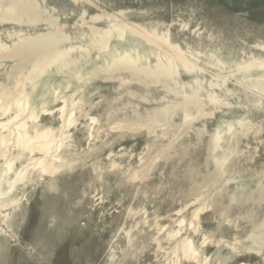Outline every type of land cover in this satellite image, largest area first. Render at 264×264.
Wrapping results in <instances>:
<instances>
[{
    "label": "rangeland",
    "instance_id": "374dc122",
    "mask_svg": "<svg viewBox=\"0 0 264 264\" xmlns=\"http://www.w3.org/2000/svg\"><path fill=\"white\" fill-rule=\"evenodd\" d=\"M0 149V264H264V0H0Z\"/></svg>",
    "mask_w": 264,
    "mask_h": 264
},
{
    "label": "bare ground",
    "instance_id": "6f19581e",
    "mask_svg": "<svg viewBox=\"0 0 264 264\" xmlns=\"http://www.w3.org/2000/svg\"><path fill=\"white\" fill-rule=\"evenodd\" d=\"M4 126H6V125H4ZM20 126V125H19ZM13 132V131H12ZM26 132V131H25ZM14 133H16L15 131H14ZM25 134V133H24ZM3 136V135H2ZM18 140L20 139V138H22V135L20 134V133H18ZM47 136V135H46ZM45 136V137H46ZM12 137V136H11ZM15 138V137H14ZM36 138V137H35ZM37 138H39V137H37ZM23 139V138H22ZM22 139H20L18 142H21V140ZM25 139V138H24ZM27 139V138H26ZM28 140V139H27ZM45 140V139H44ZM1 141H2V139H1ZM23 141V140H22ZM34 141V140H33ZM47 141V140H46ZM45 141V142H46ZM51 141V140H50ZM17 142V143H18ZM2 143V142H1ZM54 143V142H53ZM53 143H50V144H53ZM3 144V143H2ZM21 144H23V142L21 143ZM36 144V143H35ZM30 145V144H29ZM40 145V144H39ZM31 146V145H30ZM41 146V145H40ZM37 147V146H36ZM6 148H7V146H6ZM5 148V149H6ZM40 148V147H39ZM1 150V149H0ZM4 150V149H3ZM2 150V151H3ZM43 150V149H42ZM53 150V149H52ZM45 151H46V149H45ZM41 152V151H40ZM47 153V152H46ZM50 154V153H49ZM9 156V155H8ZM7 158V157H6ZM44 160V159H43ZM32 162V161H31ZM42 162H44V161H42ZM47 162V161H46ZM36 165V164H35ZM47 165V164H46ZM48 167H49V164L47 165ZM51 166V165H50ZM5 170L4 171H6V173H8V171L11 169V163H7V165H6V167L4 168ZM44 171V170H43ZM18 177V176H17ZM22 177H20V179H21ZM19 179V178H18ZM9 183V182H8ZM13 186V184L11 183L10 184V187H12ZM185 250V249H184ZM197 255V254H196ZM190 256V255H189Z\"/></svg>",
    "mask_w": 264,
    "mask_h": 264
}]
</instances>
